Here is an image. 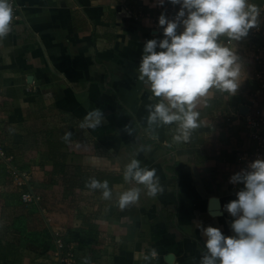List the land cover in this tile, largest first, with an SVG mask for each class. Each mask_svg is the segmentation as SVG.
Returning a JSON list of instances; mask_svg holds the SVG:
<instances>
[{
    "label": "crops",
    "instance_id": "1",
    "mask_svg": "<svg viewBox=\"0 0 264 264\" xmlns=\"http://www.w3.org/2000/svg\"><path fill=\"white\" fill-rule=\"evenodd\" d=\"M14 1L21 19L0 39V264H45L26 246L44 232L71 245L76 264H199L198 225L234 234L224 206L243 187L230 177L252 147L240 107L264 110L263 96L251 103L264 72L261 39L219 38L241 57V87L233 96L212 90L197 108L201 126L177 144L175 125L148 124L157 99L138 80L145 42L162 33L134 15L158 0ZM96 109L103 119L92 128ZM132 158L156 169L162 192L149 197L124 181ZM90 178L107 180L112 197L86 187ZM132 187L140 199L120 209V193ZM26 192L40 198L38 230L7 218Z\"/></svg>",
    "mask_w": 264,
    "mask_h": 264
},
{
    "label": "clouds",
    "instance_id": "2",
    "mask_svg": "<svg viewBox=\"0 0 264 264\" xmlns=\"http://www.w3.org/2000/svg\"><path fill=\"white\" fill-rule=\"evenodd\" d=\"M179 6L171 19L158 17L162 38L147 40L138 68V80L148 86L155 104L147 106L149 125H175L174 143H188L201 126L198 105L212 90L237 93L243 79L241 57L234 46H225L220 37L239 42L251 29L260 26V8L249 0H158ZM14 0H0V39L11 31ZM206 103V102H205ZM100 109L89 114L88 126L101 125ZM71 133H66L67 139ZM125 182L143 185L146 195L162 192L155 168L142 166L132 158L124 168ZM230 183L243 185L236 199L224 208L233 217L231 236L202 225L206 254L199 264H264V158H258L230 177ZM86 187L101 190L104 199L112 197L107 180L90 178ZM141 189L132 187L120 193L118 206L125 209L140 199ZM153 250L152 255H155ZM85 264H88L87 259Z\"/></svg>",
    "mask_w": 264,
    "mask_h": 264
},
{
    "label": "built area",
    "instance_id": "3",
    "mask_svg": "<svg viewBox=\"0 0 264 264\" xmlns=\"http://www.w3.org/2000/svg\"><path fill=\"white\" fill-rule=\"evenodd\" d=\"M261 2V16L260 19L264 18V0H259ZM14 19L12 21L11 27H16L18 21L21 19L19 14V7L14 1ZM179 6H174L170 3H165L162 7L157 2L155 6L151 8V12H147L144 10L138 11L134 18L136 21L140 23H145L150 29H155L162 33V29L158 25V17L163 12L165 13L169 19L173 18L178 11ZM250 35L252 38H259L261 39V46L257 49V57L256 60L259 64H263L264 59V28L260 23L258 28H254L250 30ZM257 82L259 89L256 92V96L251 100V103L256 105L258 101V96L264 97V72L259 73L257 77ZM251 108L249 107V112ZM248 120V128L250 130L249 139L252 143V147L250 150L240 153L241 160L239 162V167L244 169L249 165L251 162L258 158H264V110L258 107H254L253 110L248 113L247 115ZM4 156V153H1ZM22 198L26 201L30 200L29 194H22ZM55 245L57 246V250L55 252V256L58 258V262L61 264H76V260H74L73 248L71 245L69 246L66 242L62 239L55 238ZM67 248H69L67 250ZM63 255L68 258H63Z\"/></svg>",
    "mask_w": 264,
    "mask_h": 264
},
{
    "label": "rangeland",
    "instance_id": "4",
    "mask_svg": "<svg viewBox=\"0 0 264 264\" xmlns=\"http://www.w3.org/2000/svg\"><path fill=\"white\" fill-rule=\"evenodd\" d=\"M26 194H29L30 196V200L26 201L22 198V195H21V201L20 200H16L17 202V206H19L20 208H18V210L16 209V212L14 213V216L11 215L7 218H14L16 219H22L24 222H29V224L31 223H34L35 224V228H30V229H34V230H38V222L39 220H41V217L44 215L42 213H40V211L38 210V205L35 204V203H38L37 201L40 199L39 196L37 195H31L30 193H27ZM18 201L19 203L21 204H18ZM39 215H41V217L39 218ZM19 226V225H18ZM21 226H23V223H21ZM49 227V226H47ZM42 235V236H41ZM40 236V238L37 240L38 243H41V240L43 241L44 238H46L48 235L47 232H44L42 233ZM34 237H31L29 240L32 241ZM35 239V238H34ZM59 239H62V238H59ZM50 241V240H49ZM52 242L50 241V245L47 249V251L45 253H41V258H45L46 262L45 264H61L60 262H58V258L55 256V252L57 250V246L53 244ZM69 245V244H68ZM70 246V245H69ZM69 248H67L68 250ZM74 253V252H73ZM39 255V257H40ZM75 255V254H74ZM66 256L63 255V258H65ZM68 258V257H66ZM74 260H76L75 256H74Z\"/></svg>",
    "mask_w": 264,
    "mask_h": 264
},
{
    "label": "trees",
    "instance_id": "5",
    "mask_svg": "<svg viewBox=\"0 0 264 264\" xmlns=\"http://www.w3.org/2000/svg\"><path fill=\"white\" fill-rule=\"evenodd\" d=\"M36 237H38V235H36ZM49 236H47L46 238H44V240H41V243L38 244V238H33L32 241H29L27 243V248L32 250L33 252H36L38 254H43L47 251L49 245H50V241H49Z\"/></svg>",
    "mask_w": 264,
    "mask_h": 264
},
{
    "label": "water",
    "instance_id": "6",
    "mask_svg": "<svg viewBox=\"0 0 264 264\" xmlns=\"http://www.w3.org/2000/svg\"><path fill=\"white\" fill-rule=\"evenodd\" d=\"M248 112H249V108L247 106L243 105V106L240 107V114L241 115H247Z\"/></svg>",
    "mask_w": 264,
    "mask_h": 264
}]
</instances>
